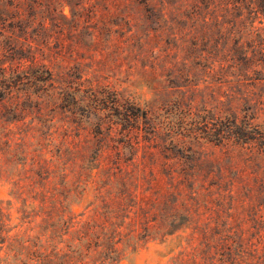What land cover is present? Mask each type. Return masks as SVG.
<instances>
[{
    "label": "rangeland",
    "instance_id": "1",
    "mask_svg": "<svg viewBox=\"0 0 264 264\" xmlns=\"http://www.w3.org/2000/svg\"><path fill=\"white\" fill-rule=\"evenodd\" d=\"M260 1L0 0V264H264Z\"/></svg>",
    "mask_w": 264,
    "mask_h": 264
},
{
    "label": "trees",
    "instance_id": "2",
    "mask_svg": "<svg viewBox=\"0 0 264 264\" xmlns=\"http://www.w3.org/2000/svg\"><path fill=\"white\" fill-rule=\"evenodd\" d=\"M252 6V4H251ZM259 10L256 9V7H251V12L252 13H256L257 15L259 14V12L264 13V0L260 1V5H259ZM228 130H231V132L240 140H243L244 142L247 141H257L259 143H261L262 145H264V133L260 132L259 129H254L255 132H250L248 130H243V129H239L238 127H236L237 129H232L229 127ZM147 230H149L147 228Z\"/></svg>",
    "mask_w": 264,
    "mask_h": 264
}]
</instances>
